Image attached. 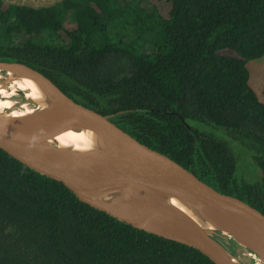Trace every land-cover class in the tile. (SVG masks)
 Here are the masks:
<instances>
[{
	"label": "trees",
	"instance_id": "trees-1",
	"mask_svg": "<svg viewBox=\"0 0 264 264\" xmlns=\"http://www.w3.org/2000/svg\"><path fill=\"white\" fill-rule=\"evenodd\" d=\"M263 54L264 0H0V61L37 70L262 214L264 102L245 64ZM239 153L256 176H238ZM211 236L237 255L230 239ZM0 264L215 263L91 207L0 149Z\"/></svg>",
	"mask_w": 264,
	"mask_h": 264
},
{
	"label": "water",
	"instance_id": "water-1",
	"mask_svg": "<svg viewBox=\"0 0 264 264\" xmlns=\"http://www.w3.org/2000/svg\"><path fill=\"white\" fill-rule=\"evenodd\" d=\"M0 87L21 78L41 90L39 107L21 100L0 111V149L33 171L61 182L80 201L148 233L198 250L215 264H244L211 235L230 239L264 264V214L214 190L166 155L138 142L106 115L64 94L20 62L0 61ZM30 112L11 115L22 104ZM92 130L96 145L73 150L50 139L64 130ZM177 201L189 214L177 208ZM237 253V252H236Z\"/></svg>",
	"mask_w": 264,
	"mask_h": 264
},
{
	"label": "rangeland",
	"instance_id": "rangeland-1",
	"mask_svg": "<svg viewBox=\"0 0 264 264\" xmlns=\"http://www.w3.org/2000/svg\"><path fill=\"white\" fill-rule=\"evenodd\" d=\"M7 3H15V4H24V5H30V6H44L51 4L58 0H4ZM143 6L149 8V3L144 2ZM246 69L248 71V84L255 92L257 98L264 102V54L258 58L248 60L245 64ZM23 99L22 95L19 93H15L12 96V100L19 101ZM27 107L33 109L36 107L35 104L30 103L27 105ZM221 133V131H219ZM221 136V135H220ZM85 143L89 142L88 138L82 139ZM81 140V142H82ZM53 143L56 145H59L61 147L66 148H73L78 147V142L70 137H68V133L66 131H62L56 134V137L53 138ZM83 142V143H84ZM236 148V147H234ZM233 148V149H234ZM237 174L238 176H242L245 178H251L257 175L258 171L255 169L253 163L246 158V156L243 153H239V157L237 158ZM237 256L241 259L242 262H248L251 260L250 264L256 263V258H253L252 254H248L245 252L242 248L237 246Z\"/></svg>",
	"mask_w": 264,
	"mask_h": 264
},
{
	"label": "bare ground",
	"instance_id": "bare-ground-1",
	"mask_svg": "<svg viewBox=\"0 0 264 264\" xmlns=\"http://www.w3.org/2000/svg\"><path fill=\"white\" fill-rule=\"evenodd\" d=\"M17 89L22 91L25 97L31 98L33 102H35L39 107H43L45 105L43 94L41 90L38 88V86L30 79L21 78L20 81H13L10 84H8L7 88L0 87V111L4 109L12 108L13 106L12 96L15 94L14 91H16ZM20 107L21 108L12 110L10 114L20 115V114H25L31 111V108L27 107L26 104H22ZM64 131L68 133V137L78 142L77 144L78 147H75L76 146L75 145L73 148H71L73 150L92 149L94 145H96L95 133L92 130L81 129L79 131H74V130H64ZM54 137H56V134L53 135L50 139L53 141ZM83 137L88 138L90 143L89 142L85 143L82 140ZM172 203L184 213L189 214L187 209H185L177 201L172 200Z\"/></svg>",
	"mask_w": 264,
	"mask_h": 264
},
{
	"label": "flooded vegetation",
	"instance_id": "flooded-vegetation-1",
	"mask_svg": "<svg viewBox=\"0 0 264 264\" xmlns=\"http://www.w3.org/2000/svg\"><path fill=\"white\" fill-rule=\"evenodd\" d=\"M238 247L235 248V250H237Z\"/></svg>",
	"mask_w": 264,
	"mask_h": 264
}]
</instances>
